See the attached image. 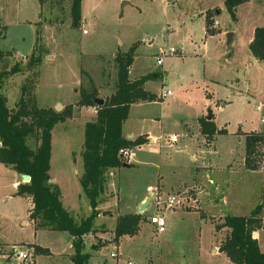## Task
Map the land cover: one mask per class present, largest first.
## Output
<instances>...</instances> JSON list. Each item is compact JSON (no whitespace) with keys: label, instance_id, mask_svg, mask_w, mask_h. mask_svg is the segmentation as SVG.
<instances>
[{"label":"rangeland","instance_id":"1","mask_svg":"<svg viewBox=\"0 0 264 264\" xmlns=\"http://www.w3.org/2000/svg\"><path fill=\"white\" fill-rule=\"evenodd\" d=\"M254 1L237 7L233 18L225 0H82L83 20L74 29L70 0H50L43 7L39 0H0L6 28L0 24V74L20 67L2 83L8 109L22 98L39 109H74L73 118L52 132L50 176L75 218L92 214L81 185L82 152L87 120L97 114V107H76L89 86L81 71L102 89L98 99L107 101L117 73L114 56L132 52L129 78L147 77L146 89L156 97L135 104L124 127L126 136L155 140L134 149L131 162L140 170L121 168L113 171L120 170L116 181L108 177L116 192L107 190L103 200L111 204L84 239L88 264H227L221 245L214 246L212 224L228 216L250 217L264 204V146L255 158L258 170L245 165V135H264V62H255L250 52L256 29L264 28V4ZM170 49L177 53L168 55ZM164 87L172 92L166 100ZM209 111L212 121L206 119ZM202 123H211L214 134H203ZM173 136L179 138L176 148L170 147ZM28 145L35 149V140ZM16 175L0 164V264H74L69 233L23 226L29 205L15 196ZM159 176L163 195L155 193L144 212L141 235L116 245L108 232L115 231L117 214L149 186L156 190ZM169 197L179 202L170 210L164 204ZM154 214L164 216L165 234L150 224ZM258 244L264 253V230Z\"/></svg>","mask_w":264,"mask_h":264},{"label":"trees","instance_id":"2","mask_svg":"<svg viewBox=\"0 0 264 264\" xmlns=\"http://www.w3.org/2000/svg\"><path fill=\"white\" fill-rule=\"evenodd\" d=\"M50 0H39L41 7ZM72 2V27L78 29L82 23V0ZM250 0H225L226 8L235 17L237 7ZM264 1V0H257ZM210 25V22L209 24ZM6 29V28H5ZM210 30V29H209ZM212 34V33H210ZM253 57L264 62V28H257L254 40L250 45ZM115 93L98 107V89L92 77L81 71V77L88 80L89 86L81 91V99L77 108L97 107V114L88 120L85 126L84 151L82 152L83 173L81 185L90 202L92 214L85 219H77L62 205L61 194L55 184H50L52 132L56 125L73 118V108L68 107L61 113L52 109H39L35 102L23 98L15 109H8L7 101L0 94V164L12 167L20 176H28V184L18 186L19 197L31 199L32 208L29 220L36 231L67 232L74 238V264H88L89 256L83 254L84 239L93 234L94 222L100 215L99 205L109 187V174L121 169L125 164L122 151L133 150L147 144V137H139L129 141L123 136V126L128 120L132 105L153 102L156 97L146 91L147 77L131 80L130 69L135 62V55L130 52L114 56ZM36 63V61L34 62ZM20 71L16 67L10 73L0 74V90L3 81ZM158 77H152L157 80ZM82 80V79H81ZM204 123V121L202 120ZM202 123V124H203ZM213 129L211 123L202 125L203 134ZM245 165L251 172L258 170L256 155L258 149L264 146V135L246 134ZM36 142L35 149L28 145L30 139ZM130 166V165H129ZM145 221L141 214L119 216L114 231V243L119 244L121 238H134L140 232V224ZM264 229V204L257 206L250 217H226L215 224V234L221 235L220 252L225 254L231 264H264V253L261 251L254 235ZM95 248L98 245L94 246ZM39 250V249H38Z\"/></svg>","mask_w":264,"mask_h":264},{"label":"crops","instance_id":"3","mask_svg":"<svg viewBox=\"0 0 264 264\" xmlns=\"http://www.w3.org/2000/svg\"><path fill=\"white\" fill-rule=\"evenodd\" d=\"M251 1V0H250ZM254 2H256V3H258V4H264V1H257V0H255ZM82 20H83V15H82ZM0 24L5 28V26H4V22H3V20L0 18ZM88 34V33H87ZM251 52V51H250ZM254 58V57H253ZM254 60H255V62H258L259 63V61H257L255 58H254ZM135 63V62H134ZM134 65V64H133ZM163 65V64H162ZM132 69V68H131ZM131 69H130V71H131ZM138 77H136V78H132V77H130V79L131 80H136ZM147 87V84H146V86H145V88ZM102 90V89H101ZM100 90V91H101ZM104 90V89H103ZM106 90H108V88L106 89ZM112 92H111V95H110V97L115 93V91H114V89L112 88V90H111ZM146 91H148L147 89H146ZM149 92V91H148ZM144 103H147V102H144ZM135 105V104H134ZM134 105H132V107H131V110H130V115H129V118H128V120L125 122V124H124V126H123V136L126 138V139H128V140H131V141H133V140H135V139H138V138H136L133 134H130V135H125V133H124V127H125V125H126V123L130 120V118H131V114H132V108L134 107ZM79 109V108H78ZM96 116V114L95 113H93L91 116H89V118H88V120H90V119H92V118H94ZM87 120V121H88ZM139 120H141V122H143L142 120V118H140ZM144 136H146L147 137V139L149 140V142L147 143V144H145V145H143V146H141V147H145V146H148V145H150V142H152V141H154L155 140V138H153L152 136H149V135H144ZM141 137H143V136H141ZM178 146V145H177ZM176 146V147H177ZM141 147H138V149H140ZM176 147H174V148H176ZM137 149V148H136ZM133 153H134V149L133 150H131V154H130V163L128 164V165H130L129 166V168H123L124 170H132V169H138V170H140L141 169V165H139V164H135V163H133V162H131V159H132V155H133ZM6 167V166H5ZM120 172V170H118L117 171V173H116V175L114 174V176H115V181H116V177H117V174ZM111 173H114L113 171L111 172ZM17 174V173H16ZM17 176V185H16V194H15V196L16 197H18V198H20V199H23V200H25L27 203H28V205H29V210H28V214H27V220L26 221H24L22 224H23V226H27V225H29V224H31L34 228H35V226H34V224L29 220V211L31 210V208H32V203H31V199H29V198H24V197H19V196H17V194H18V186H20V185H22L21 183H23L22 182V176H20V175H16ZM161 177L159 176V178L158 179H156L157 180V186H156V190H153V188L152 187H148L147 188V192H145L144 194H141L138 198H137V200L136 201H134L133 203H131V204H129V205H127L126 206V208H124L125 209V212H124V214H117V218L119 217V216H125V215H134V214H139L138 213V209L141 207V205H143L144 203H146L147 201H148V199H149V195L151 194V197H153V196H155V193L156 194H158V195H163V192H161V191H164L163 189H164V187L161 185ZM115 181H114V183H113V185L112 184H110V182L108 183L109 184V187H108V189L107 190H109V188H111V187H113L111 190L112 191H115L116 192V184H115ZM54 184H55V182H54ZM110 191V190H109ZM158 192V193H157ZM184 195H186V193H184ZM110 202V201H109ZM108 201L107 202H105L104 200L102 201V203L99 205V207H98V211L101 213L100 215H103L102 213L103 212H105V210H106V208L107 207H109V205L111 204V203H109ZM168 210H170V209H168ZM99 215V216H100ZM141 215H144L145 217H147L148 215H146V213H143V214H141ZM154 215H156V214H154ZM154 215H152V216H154ZM98 216V217H99ZM110 216L111 217H113V213L112 214H110ZM77 219H79L80 220V218L78 217ZM213 225V228H214V246H215V243L217 244H220L221 245V243H220V238H221V235H216L215 234V224H212ZM141 230H140V232H139V235L138 236H135L134 238H129V237H124V238H121V240H120V242H119V244L118 245H120L122 242H123V240H127V239H133V240H135V239H137V238H139V236L141 235V233H142V229H143V223H141V228H140ZM264 230V229H263ZM263 230H259L258 232H256L257 233V238L256 237H254V239L255 240H257L258 241V238H259V233L261 232V231H263ZM107 231V230H106ZM108 233H110V234H113L114 235V232H108ZM166 233V231L164 232V233H162V234H165ZM158 234V233H157ZM110 245H112V244H110ZM219 245V246H220ZM73 248V247H72ZM102 251V253L105 255L106 253H107V250L106 249H103V250H101ZM215 252V249H214V251H213V253ZM217 254H219V253H217ZM222 255V254H221ZM226 260H227V264H231L230 263V261H229V259L226 257Z\"/></svg>","mask_w":264,"mask_h":264},{"label":"built area","instance_id":"4","mask_svg":"<svg viewBox=\"0 0 264 264\" xmlns=\"http://www.w3.org/2000/svg\"><path fill=\"white\" fill-rule=\"evenodd\" d=\"M215 26L218 25L217 22H215L214 24ZM84 35L87 34V31L83 32ZM177 52L174 49H170L168 55H175ZM167 55V53L162 54L158 59H157V65L161 66L163 64V59L165 58V56ZM172 96V92L170 91H166L165 87L163 88V92L161 95V99L166 100L167 98ZM170 147L174 148L178 145L179 142V138L178 136H173L172 138H170ZM130 154H131V150H124L122 151V155L125 159V161L129 164L130 163ZM109 177L112 178L114 177V173H110ZM160 198H158V205H160L161 203H159ZM164 204L166 205L167 209H174L175 207H177V205L179 204V202L176 200L175 197H169L168 200L166 202H164ZM150 224L156 229L157 233L162 234L165 232V219L164 216L162 215H154L152 218H150ZM112 258L117 259L118 258V254L115 252H112L110 255ZM18 258L21 260H27V255L25 254H18Z\"/></svg>","mask_w":264,"mask_h":264},{"label":"water","instance_id":"5","mask_svg":"<svg viewBox=\"0 0 264 264\" xmlns=\"http://www.w3.org/2000/svg\"><path fill=\"white\" fill-rule=\"evenodd\" d=\"M125 4H127V3H125ZM231 41H232V35H229L228 36V44H231ZM95 104L98 107H102V106H104L105 101L104 100H101V99H96L95 100ZM63 109H64L63 106L58 105L56 107L55 111L57 113H61V111ZM206 119L208 121H212L213 120V115H212V112L211 111L208 112V116H207ZM123 168H129V165L125 164ZM30 181H31L30 177H28V176H22V182H23V184H28V183H30ZM49 183L50 184H54V181L51 180ZM153 199H154V197H151L146 203H144L143 205H141V207L138 209V213L139 214H143L147 210V208L151 205Z\"/></svg>","mask_w":264,"mask_h":264}]
</instances>
